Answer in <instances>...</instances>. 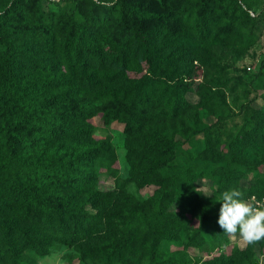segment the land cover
Returning a JSON list of instances; mask_svg holds the SVG:
<instances>
[{"label": "trees", "instance_id": "obj_1", "mask_svg": "<svg viewBox=\"0 0 264 264\" xmlns=\"http://www.w3.org/2000/svg\"><path fill=\"white\" fill-rule=\"evenodd\" d=\"M52 1L14 0L0 14V264H35L27 253L56 243L74 247L69 261L80 264H253L263 239L214 255L227 234L218 215H197L194 183L206 178L218 195L236 188L264 200V177L239 181L264 164V109L247 111L248 101L238 123L220 113L206 126L195 110L181 115L199 61L195 36L228 39L238 12L248 48L264 26V3L71 0L69 9L45 10ZM140 52L142 72L131 76ZM217 101L226 107L223 93ZM99 114L105 127L123 125L130 178L152 188L148 198L125 190L111 143L91 141L89 120ZM102 176L115 191L98 193ZM181 236V250L160 249Z\"/></svg>", "mask_w": 264, "mask_h": 264}, {"label": "rangeland", "instance_id": "obj_2", "mask_svg": "<svg viewBox=\"0 0 264 264\" xmlns=\"http://www.w3.org/2000/svg\"><path fill=\"white\" fill-rule=\"evenodd\" d=\"M107 4L113 3L116 0H102ZM14 0H0V14L6 12ZM71 0H56L55 2L46 3L45 10L58 11L64 7L70 8ZM264 3L260 0L259 6ZM242 8V7H241ZM260 8V7H259ZM243 9V8H242ZM240 10V9H239ZM237 12L234 22L230 21L231 16L225 14V21H230L232 25V34L228 39L218 40L214 44L198 43V37L195 36V43L198 44L197 55L198 60L193 63L194 77L192 81L193 88L186 93V101L188 108L181 115L182 118L187 117L189 111L195 110L199 115V122L202 126L210 125L216 121L218 115H234L236 114V122L240 121L238 111L241 106L246 105L251 101L250 106L246 109L261 108L264 109V26L261 27L256 35L255 44L244 47L241 31L243 29L242 20L238 18ZM264 18V17H263ZM197 22L193 25L197 27ZM227 24V23H226ZM141 53L134 56L132 65L129 69L131 76L140 75L143 67V59ZM182 88V85L179 86ZM223 93V99L226 107L218 105L217 96ZM208 101L205 108H200L204 101ZM238 118V119H237ZM234 119V120H235ZM233 119L230 118L223 125H231ZM89 122L96 128L91 137V141H100L107 139L114 150L116 157L115 167L119 171L121 180L127 181L126 191L132 194L139 200H144L152 193L151 187L140 188L131 180L129 175V166L126 161V135L123 131V125L120 122H111L107 127L103 126L100 120V114L90 119ZM200 139L204 137L200 134ZM264 177V164L253 172H246L240 178V185L248 187L256 181ZM113 180L105 176L100 177V182L97 187L98 193L115 191ZM194 195L200 201L198 216H207L209 218L219 215L221 195L216 193L217 184L214 181L206 178H200L194 183ZM250 203H264V200H257L256 197L248 199ZM99 202L97 206H100ZM86 210L89 213H97L98 209L94 206L87 205ZM196 224V222H194ZM212 224V222H208ZM228 245L221 251L215 252L214 255H219L221 252L225 255H230L235 249L245 250L248 248V242L240 237L239 233H226ZM210 237V235H206ZM183 236L177 241L165 240L160 244V249L168 252H173L182 249ZM264 241V239H263ZM255 255L252 258L253 264H264V246L259 248L255 246ZM75 255L74 247L66 244L56 243L45 254L29 251L27 256L31 258L35 264H80L77 260L69 261V257ZM211 257V256H210Z\"/></svg>", "mask_w": 264, "mask_h": 264}, {"label": "clouds", "instance_id": "obj_3", "mask_svg": "<svg viewBox=\"0 0 264 264\" xmlns=\"http://www.w3.org/2000/svg\"><path fill=\"white\" fill-rule=\"evenodd\" d=\"M217 223L223 232L239 233L249 244L264 239V203L252 204L236 188L221 194Z\"/></svg>", "mask_w": 264, "mask_h": 264}, {"label": "built area", "instance_id": "obj_4", "mask_svg": "<svg viewBox=\"0 0 264 264\" xmlns=\"http://www.w3.org/2000/svg\"><path fill=\"white\" fill-rule=\"evenodd\" d=\"M243 6V5H242ZM243 8L245 9V7L243 6ZM248 14L251 16V17H255V13L251 10H247Z\"/></svg>", "mask_w": 264, "mask_h": 264}]
</instances>
